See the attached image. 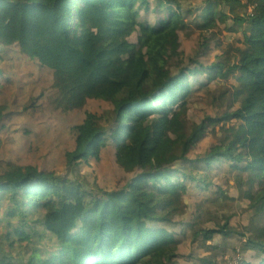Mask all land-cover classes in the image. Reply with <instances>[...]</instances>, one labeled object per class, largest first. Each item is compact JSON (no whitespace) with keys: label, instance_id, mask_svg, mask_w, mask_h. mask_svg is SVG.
I'll use <instances>...</instances> for the list:
<instances>
[{"label":"trees","instance_id":"1","mask_svg":"<svg viewBox=\"0 0 264 264\" xmlns=\"http://www.w3.org/2000/svg\"><path fill=\"white\" fill-rule=\"evenodd\" d=\"M228 1L206 0L202 9L187 10L180 0H0V88L10 82L1 68L4 53L19 48L28 61L53 71L48 101L54 110L71 112L91 98L103 100L114 109L112 125L102 128L88 114L76 127L68 165L99 157L109 144L125 173L121 189L101 195L53 172L8 165L0 174V229L7 227L12 249L28 248L30 256L2 252L0 264H174L185 241L172 234L169 216L186 211L195 185L211 191L224 171L220 165L236 173L245 210L253 213V235L244 241L227 226L192 233L220 223L210 204L232 207L229 192L219 186L200 196L182 228L184 238L212 240L221 233L236 256L254 253L242 264H264V0H250L254 12L235 18L222 8ZM200 9L203 49L189 58L179 24ZM232 18L244 28L243 42L211 61L212 47L222 45L212 41V31ZM136 28L144 40L140 55L120 40ZM202 73L204 82L191 81ZM218 80L222 84L209 89ZM204 90L215 96L218 109L226 107L193 123L189 133V111ZM6 127L2 106L0 130ZM218 127L223 133L217 144L194 152L207 134L217 136ZM41 229L57 238L48 254L37 245Z\"/></svg>","mask_w":264,"mask_h":264},{"label":"rangeland","instance_id":"2","mask_svg":"<svg viewBox=\"0 0 264 264\" xmlns=\"http://www.w3.org/2000/svg\"><path fill=\"white\" fill-rule=\"evenodd\" d=\"M180 2L184 9L190 10L203 8L206 0H180ZM222 5L224 11L233 18L248 16L254 12L255 8V4H251L250 0H230ZM201 9L196 15L186 17L179 24L183 47L189 58L203 49V46L200 49L202 40L197 28L199 23L197 16L201 13ZM152 14L148 18L154 16ZM233 18L219 22V29L212 31L210 36L212 41H221L222 45L219 49L212 47L211 61L220 50L230 49L232 51L236 46L242 44L244 28L239 27ZM140 34L139 29L136 28L131 37L120 39L125 46H132L130 52L133 55H140L142 52L144 40ZM4 56L1 68L10 82H6L0 88V107H5L7 120V127L0 130V174L10 164L30 165L40 171L53 172L57 178L77 180L91 194L102 195L108 191L121 189L124 185L125 173L118 167L117 155L109 144L103 147L99 157L93 156L87 161H80L73 167L68 165L69 154L75 150L76 146L78 136L76 127L84 123L88 114H94L101 127L108 129L112 125L114 109L103 100L91 98L87 105L79 110L56 111L48 101L54 85L53 71L39 62L28 61L19 48L4 53ZM5 78L2 81H5ZM204 78H206V74L202 73L192 77L191 81L198 84L204 82ZM216 82L222 84V81H214L210 84L209 89L215 90L218 85ZM212 102L216 103L215 96L213 97L206 90L200 93V97L196 98L195 107L189 111L190 119L186 127L187 132L190 133L191 125L198 123L205 115H212L215 112L221 114L222 109L226 107L222 105L223 108L218 109V106ZM217 131V136L207 134L202 138L194 146V152L204 153L215 146L223 133L221 127H218ZM220 164L222 163H217V165ZM220 168L224 171L219 169V174L214 178L215 186L211 191L208 187L202 190L195 185L191 193L186 196L188 205L186 211L177 216H169L172 222L168 225L172 234L180 242L185 241L178 250V258L174 264H242L244 260L254 257V253L246 252L236 256L231 251L232 243L225 241L221 233L216 234L212 240H206L204 235H200L195 242L188 238L185 240L182 233V228L186 226L197 209L200 196L209 197L212 191L221 186L229 192V197L232 198V207L219 210V206L210 204L209 208L212 213H218L220 216V223L217 226L213 222H208L194 231L192 230V233L201 232L206 228L218 229L227 226L236 234L244 236V241L253 235V213L245 210L248 207V202L240 198L236 173L229 171L224 165H220ZM1 195L2 192H0ZM0 217L2 218V210ZM39 217V214L31 216L32 219ZM7 231V227L0 229V253L20 255L21 252L25 259L29 258L28 248H22L20 251L12 249L7 238ZM41 232L43 237L37 241V245L45 250V254H48L51 248L57 245V238L45 229H41ZM21 257L17 256V262H21ZM242 258L244 259L242 260Z\"/></svg>","mask_w":264,"mask_h":264}]
</instances>
